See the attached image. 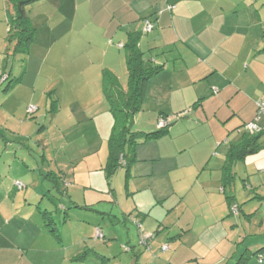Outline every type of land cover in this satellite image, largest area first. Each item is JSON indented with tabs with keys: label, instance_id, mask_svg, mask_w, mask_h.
<instances>
[{
	"label": "crops",
	"instance_id": "crops-1",
	"mask_svg": "<svg viewBox=\"0 0 264 264\" xmlns=\"http://www.w3.org/2000/svg\"><path fill=\"white\" fill-rule=\"evenodd\" d=\"M57 11L59 13L65 11V16L60 15L63 18L60 19V25L70 24L69 29L73 30L63 27L50 33L46 32L48 34L45 36L52 41H61L67 39L69 32L74 31L75 26L78 27L75 32L79 33L92 29L93 42L97 45V50L94 52L102 62L96 69L90 67L94 74L88 72L87 67L77 74L82 86L77 94V102L70 103L85 104L84 106L87 107L86 109L83 107L85 114L81 111L80 120L77 119L78 124L85 123L88 127L82 131V133L86 132L84 134L87 136L93 134L96 137L100 136L97 130L100 126L98 123H102L99 120L100 115L105 117L104 120L112 119L107 101L103 97V73L108 70L120 76L122 80L121 76L128 72L126 56L122 54V50L125 49L120 48V45L127 43L130 34L140 36L139 47L147 59H151L156 65L164 66V70L153 77L148 84L147 96L143 109L136 118V124L138 131L154 132L157 131L159 118L168 117L172 121V126L176 128L175 133L174 129H170L166 137L150 141L137 148V161L131 168L129 179L133 180L129 193L132 195L134 192L138 193V190L144 191L145 197L149 196L150 199V195H153L158 198L159 203L166 201V204L162 205L165 208L161 214L153 213L155 203L147 206L141 202V206L137 203L136 206L130 207L128 217L129 219L131 216L134 217L135 220L132 221L138 225L132 224L128 234L120 238L123 242L122 248L128 245L130 247L127 248V252H137L140 249L134 250L139 241L138 245L146 249L150 246L149 254L161 250L165 243L156 233H153L155 236L148 243V247L141 243V235L147 233L143 230L142 222L147 223L154 217L155 221L163 226L167 224L171 215L177 212L176 208L179 204L184 205L180 215L190 217L189 221L183 224L184 221L180 216L179 226L181 225L182 233L192 239L203 238L196 233L197 227H201L202 224L209 226L225 224L228 215L231 216V213H228L230 209L226 197L221 192L226 154L230 145L241 137V133L237 130L256 118L255 101L264 96V0H64L63 6ZM147 20L154 24L153 31L149 33L145 31ZM70 35L73 37V34ZM69 41L77 42L73 48L79 53V40L72 38ZM9 46L7 50L11 53L13 46L11 44ZM71 46L66 45L63 50ZM28 53H31L30 49ZM82 54H87L86 49ZM4 61L5 59L2 60L3 63ZM215 88L218 90L217 93H214ZM94 96L99 97L100 109L96 106ZM73 117L76 118L74 115ZM92 120L95 124H91L94 123ZM140 123L141 126L138 125ZM259 124L264 127V121H260ZM94 126H96L95 130ZM110 134L111 131L104 135L95 153L105 147ZM260 142L263 148L235 167L234 192L236 202L240 205L237 214L240 222L241 214L251 217L258 214L259 209H264V134ZM192 148H197L193 154ZM188 153L191 157L185 156ZM105 160L108 159L103 157L101 168L106 164ZM6 161L4 154H1V170H7L9 162ZM148 161H154L155 166L148 165ZM157 166L163 168L158 174L164 176L166 185L154 186L152 189L149 184L146 188L143 181L140 186L137 179L142 175V170L146 172L142 176L146 177L152 172L155 173ZM12 169V166L8 168L9 175H13ZM237 179L242 180L246 191L245 197L249 202L242 204L238 201L235 184ZM112 183L109 185L108 182V185L111 186ZM244 183H247V187ZM197 184L202 190L195 194L199 189ZM252 194H256L257 197L251 196ZM5 199L4 196L1 198L5 204L3 209L0 205L2 220L0 264H100L99 262L102 264L103 259L108 261V258L102 255L105 253L101 254V250L98 249L102 243L99 240L109 236L106 230L101 232L98 227H94L91 231L92 236L97 232L102 234L97 241H93L97 249L94 254L99 261L80 260L87 246L76 243L71 250L57 233L50 231L45 223L46 219L43 222L39 221L38 224L35 223L37 221L32 220V226L28 227L26 232L27 224L22 222L27 220V215H24L25 212L16 214V202L11 203V198L7 197L6 203ZM254 199L259 200L260 204L253 203L254 206L250 207L248 203ZM189 205L193 207L190 208ZM247 205V211H253L251 215H246ZM100 208L98 210L111 214L109 215L111 218L120 214L126 215L125 211L118 213L114 209L109 212L110 206H106L105 209ZM39 211L44 218L49 215L48 211L46 215ZM199 216L202 222L198 221ZM164 228L166 229L167 226ZM170 229L169 236L181 238L179 230L175 227ZM10 232L19 236L25 233L26 243L17 245L8 237ZM240 233V243L250 236ZM42 235L49 245L45 247L46 249L38 246L36 240ZM82 240L86 239L83 237ZM51 246L55 249H51ZM263 249L264 242L248 245L247 252L242 255L243 264H264V251L261 252ZM177 253L176 250L175 254ZM139 256L134 255L136 263L140 259ZM172 257V254H169L167 260H171ZM165 263L166 260L162 261L159 257L153 260V264ZM220 264H224V261Z\"/></svg>",
	"mask_w": 264,
	"mask_h": 264
},
{
	"label": "rangeland",
	"instance_id": "rangeland-1",
	"mask_svg": "<svg viewBox=\"0 0 264 264\" xmlns=\"http://www.w3.org/2000/svg\"><path fill=\"white\" fill-rule=\"evenodd\" d=\"M41 4L27 8L30 19H33L32 27L35 29L30 45L31 53L11 55L7 50L9 46L8 4L5 0H0V70L3 71L0 72V156L4 154L6 162H9L6 163L7 170L0 169L1 209L5 206L1 200L3 196L6 197V203L7 197L11 198V203L16 202V214L25 212L24 215H27V220L22 222L27 224L26 232H28V227L32 226V220L37 221L35 223L38 224L39 221L43 222L46 219L40 215L39 210L42 213L48 211L47 218L53 221V228L56 229V233L65 245L70 246L71 250L74 249L76 243L87 246L84 252H86L85 260L88 261L98 260L94 254L97 249L93 244L97 238L96 235H91L92 229L98 227L101 232L106 230L109 235L108 238L99 240L102 243L98 248L101 250V254L105 253L102 255L108 258L106 261L108 264H153V260L157 257L162 258V261L166 260L165 264H220L223 261L224 264H238L242 255L247 252L248 245L264 242V226H262L264 209H259L260 212L256 211L258 214L251 217L241 214V222L237 214L234 213L231 216L228 215L225 220L227 222L223 225L202 224L201 227H197L196 233L202 235L203 238L193 237L192 239L190 236H186L187 234H183L181 225L179 226L180 213L184 209V205L179 204V207L176 208L177 212L173 213L167 220V224L163 226L156 222L154 217V221L142 222L143 230L147 232L145 235L155 236L153 233H156L157 237L164 240V245L170 246V251L161 249L149 254L150 250L138 245L139 241L134 251L140 249L141 253L139 251L127 252V248L130 247L128 245H124L122 248L123 242L120 238L124 234H128L132 224L138 225L132 221L135 220L134 217L131 216V219L128 217L130 207L136 206L137 203L141 206V202L147 206L155 203L153 213L161 214L165 208L162 205H165L166 201L159 203L158 198L156 199L153 195H150L149 199V196L145 197L144 191L139 190L138 193L134 192L131 195L129 192L133 180L128 181L126 167H120L113 175L112 185H108L105 171L108 160H105L106 164L103 168L100 167L103 157L107 159L109 157L108 140L100 152L95 153V149L100 146L104 135L112 131V119L104 120L105 117L100 115L99 120L102 123H98L100 126L97 129L100 136L96 137L95 134L87 136L84 134L86 132L82 133V131L88 127L85 123L78 124L81 111L85 114L83 107L85 109L87 107L80 103L70 104L77 102V94L82 86V81L77 74L83 72L82 70L86 67L89 69L88 72L94 74L90 67L96 69L102 63L94 52L97 50V45L93 42L92 29L79 33L75 32L78 28L75 26L74 31L69 32L67 39L52 41L45 36L48 34L46 32L50 33L56 29H63V27L69 29L71 25H60L63 19L61 16H65V11L59 13L48 1ZM52 7L53 9H51ZM68 13H70L69 9ZM70 33L73 34V37H70ZM72 38H77L80 42L79 53H76L73 48L77 42L69 41ZM66 45L72 46L64 51ZM84 47L87 54H82L85 52ZM122 54L126 56V51L122 50ZM3 59H5L4 63ZM5 76H8L9 79L4 81L3 77ZM117 77L120 84L127 87L128 72L121 76L122 80L120 76ZM18 79H20L19 82ZM94 97L97 102L96 106L100 109L99 97ZM103 97H105L104 93ZM91 124H95V121ZM138 125L141 126L142 123ZM93 129L95 130L96 126ZM138 129L135 122L133 130L138 131ZM171 129H174L175 133L176 128L172 126ZM196 150L197 148H192L191 153H195ZM185 156L191 157V154L188 153ZM147 163L155 166L154 161ZM144 164L143 166H145ZM10 166L13 167V175H9L8 168ZM156 168L155 173L152 172L153 175L150 174L151 176L146 177L142 176L146 173L145 170H142V175L138 176L137 183L141 186L144 181V187L147 188L150 184L152 189L154 186L166 185L164 176L158 174L163 170L162 166ZM61 174L65 175L64 179L60 178ZM127 182H129V186H127ZM235 184L238 201L242 204L249 202L245 197L246 191L242 180L237 179ZM196 186L199 189L195 194L202 190L200 185ZM251 196L257 197L256 194ZM73 203L81 206L92 204L93 206L91 205V210H79L74 207ZM253 203L260 204V201L254 199L248 205L252 207ZM190 205L189 207L192 208L193 206ZM248 205L245 206L246 215H251L253 211H247ZM106 206H110L109 212L114 209L118 213L125 211L126 215L120 214V216L111 218L109 216L111 214L102 212L104 210H98L99 207L105 209ZM64 209L67 210V214ZM97 211H101V213H97ZM149 215L153 216V214ZM181 217L184 221L183 224H186L190 218ZM198 221L202 222L201 216ZM0 222H2L1 219ZM164 226L167 228L165 229ZM172 227L179 230L181 238L180 236L177 238L169 236L168 232ZM240 230H242V234ZM10 233L8 237L14 240L17 245L26 243L25 233L21 236L17 233ZM239 233L250 236L240 243ZM83 237L86 240H82ZM36 240L38 246L46 249L48 243L43 235ZM53 240L55 239L53 238ZM51 249L55 248L51 246ZM176 250L178 251L177 255L175 254ZM31 253L30 251V255ZM169 254L173 256L171 260H167ZM134 255H140L138 263H136ZM245 256L247 257V255ZM99 263L101 264V262Z\"/></svg>",
	"mask_w": 264,
	"mask_h": 264
},
{
	"label": "trees",
	"instance_id": "trees-1",
	"mask_svg": "<svg viewBox=\"0 0 264 264\" xmlns=\"http://www.w3.org/2000/svg\"><path fill=\"white\" fill-rule=\"evenodd\" d=\"M5 1L8 4L7 11L9 17L8 43L13 46L11 55H16L17 53L26 54L29 52L35 34V29L32 27L27 8L44 0ZM46 1L57 10L64 4V0ZM146 22L152 26V29L147 31L146 25L145 31L149 33L153 31L154 24L149 20ZM139 42V35L130 34L127 43L125 45H120V48L125 49L126 51V63L128 69V85L126 89L120 84L118 77L114 73L108 70L103 73V93L113 119L112 131L108 139L109 157L107 166L105 167L106 179L109 182V185L113 181V175H115L120 167L127 168V177L129 181L131 177V168L137 161V148L142 144L166 137L170 133L172 126V121L169 120L170 118L161 116L157 122L159 127L157 131L143 132L133 130L136 118L143 109V103L147 96V89L150 80L164 70V66L156 65L151 59L145 57V53L139 47ZM3 78L4 81L9 79L8 76ZM19 81L20 79H18V82ZM217 92L218 90L215 88L214 93ZM255 103L256 118L252 122L243 124L237 130L241 133V137L238 141L230 145L223 167L221 192L226 197L231 215L234 213L238 214L240 211V205L236 202L234 192V181L236 178L235 167L238 163L243 162L248 156L257 154L263 148L260 141L264 134V127L260 125L259 122L264 121V112L261 111V106H264V96L258 98ZM251 124H254L257 127L255 132L249 130L248 126ZM64 177L65 176L61 174L60 178L64 179ZM244 184L245 187H247V183ZM73 204H75L74 207L77 209L91 210L90 205L81 206L77 203ZM64 212L67 214V210L64 209ZM43 214L46 215V212ZM46 224L50 231L56 234V229L53 228V221L46 217ZM96 236V238L99 237L97 233ZM152 238H154V235L149 236V242ZM145 246L148 247L149 245ZM165 247L167 248L165 249ZM162 250L168 251L169 245H164ZM262 251H264V249L261 250V252ZM85 254L86 252H84L79 259H85ZM242 258L240 261L243 264L244 261H242ZM106 261L107 259H103L102 264H107Z\"/></svg>",
	"mask_w": 264,
	"mask_h": 264
},
{
	"label": "built area",
	"instance_id": "built-area-1",
	"mask_svg": "<svg viewBox=\"0 0 264 264\" xmlns=\"http://www.w3.org/2000/svg\"><path fill=\"white\" fill-rule=\"evenodd\" d=\"M147 24V31H150L152 29V26L148 24V22H146ZM216 91V90H215ZM261 111L264 112V106H261ZM249 130L252 131V132H255V130L257 129L256 125L254 124H251L248 126ZM97 235L98 236H101V232H97ZM141 243L144 244V245H148L149 243V236L145 235V234H142L141 235ZM167 247H165L166 249Z\"/></svg>",
	"mask_w": 264,
	"mask_h": 264
}]
</instances>
